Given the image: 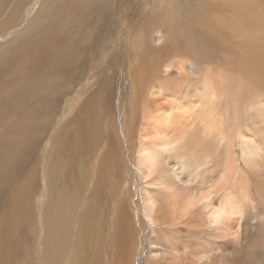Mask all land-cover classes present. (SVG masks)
<instances>
[{"label":"bare ground","instance_id":"obj_1","mask_svg":"<svg viewBox=\"0 0 264 264\" xmlns=\"http://www.w3.org/2000/svg\"><path fill=\"white\" fill-rule=\"evenodd\" d=\"M260 1L0 0V264H264Z\"/></svg>","mask_w":264,"mask_h":264},{"label":"rangeland","instance_id":"obj_2","mask_svg":"<svg viewBox=\"0 0 264 264\" xmlns=\"http://www.w3.org/2000/svg\"><path fill=\"white\" fill-rule=\"evenodd\" d=\"M261 2V1H260ZM264 0H262L261 2V6L264 5ZM264 8V6H263ZM262 8V10H264ZM164 29V28H162ZM121 31L122 29L121 28H118V30H115L114 32V38L116 40L119 39V37L121 36ZM133 32V31H131ZM133 37H134V34H133ZM118 48V49H117ZM114 50H112V48H109L108 49V54L111 55V53H113L114 51H116V53H118V56L120 58H118L119 61H117V63L119 62V64L121 65L123 62V59L125 57V55L123 56V51L121 50V48L119 46H117L116 48H113ZM107 55V57L109 56ZM122 59V60H121ZM94 160V164H96V161H97V158H90L87 160V169L91 170L93 169L94 164L92 163V161ZM32 164V165H31ZM45 164V159H44V151L42 148H40L39 150H37V152L35 153V155L33 156V158L31 159L30 163L28 164V166L26 167L27 169V172L28 173H34L36 174V183L38 184V193H39V200L38 202L35 204V208H36V213H37V220H39V213H40V209L41 207L43 206V202H44V197H43V193H44V189L42 188V179H43V165ZM32 166V167H31ZM34 166V167H33ZM36 166V167H35ZM31 168V169H30ZM30 170V171H29ZM33 170V171H32ZM35 171V172H34ZM38 172V173H37ZM37 175H39V179L37 178ZM40 177H41V187H39V183H40ZM38 196V197H39ZM40 206V207H39ZM39 223V222H38ZM41 233V231H40ZM36 246L37 248L34 249V252H35V259L37 258L38 259V263L41 264V255L39 254L40 253V236L38 237V239L36 240ZM38 254V255H36ZM40 258V259H39Z\"/></svg>","mask_w":264,"mask_h":264}]
</instances>
